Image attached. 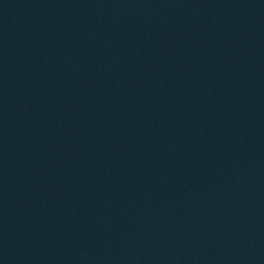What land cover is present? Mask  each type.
Here are the masks:
<instances>
[{"label":"water","instance_id":"95a60500","mask_svg":"<svg viewBox=\"0 0 264 264\" xmlns=\"http://www.w3.org/2000/svg\"><path fill=\"white\" fill-rule=\"evenodd\" d=\"M0 264H264V0H0Z\"/></svg>","mask_w":264,"mask_h":264}]
</instances>
